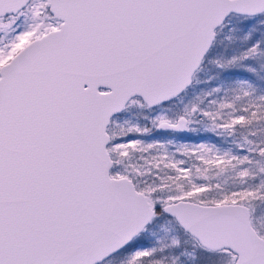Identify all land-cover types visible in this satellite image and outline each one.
<instances>
[{"label": "snow or ice", "instance_id": "6c2138e0", "mask_svg": "<svg viewBox=\"0 0 264 264\" xmlns=\"http://www.w3.org/2000/svg\"><path fill=\"white\" fill-rule=\"evenodd\" d=\"M0 264H264V0H0Z\"/></svg>", "mask_w": 264, "mask_h": 264}]
</instances>
